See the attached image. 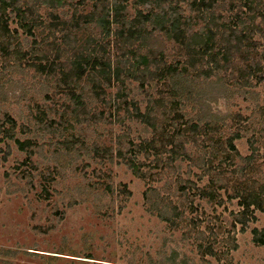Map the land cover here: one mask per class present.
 Here are the masks:
<instances>
[{"label": "rangeland", "instance_id": "374dc122", "mask_svg": "<svg viewBox=\"0 0 264 264\" xmlns=\"http://www.w3.org/2000/svg\"><path fill=\"white\" fill-rule=\"evenodd\" d=\"M123 1L131 19L137 17L136 9L149 10L138 0ZM111 3L63 0L57 8L42 4L38 14L43 23L35 30V40L15 18L9 22L18 30L23 50L33 56L15 60V55L0 51V264H264V208L250 205L244 230L237 221L245 202L254 198L249 192H261L264 206V72L251 69L264 61V15L258 14L250 24L255 31L249 35L252 39L244 40L243 48L248 43L251 48L246 55L235 53L225 63L218 46L212 50L218 65L205 54L199 55L196 69L191 66V76L201 75L206 83L220 78L216 85L224 87L223 92L201 89L211 110L231 116L226 125L215 123L223 138L219 153L212 157L205 134H192L190 121L200 122L202 115L186 100L181 119L185 127L178 124L181 129L176 131L184 147L172 155V144L169 152H163L166 145L153 148L155 133L127 111H132L133 101L145 111L149 94H161V84L156 83L164 81L152 76L140 87L136 78L126 79V98L122 92L117 95L118 83L95 71L99 64L85 69L81 63L78 70H85L78 81L66 87L63 83L76 78L74 58L96 42L99 47L104 43L105 49L99 48V61L110 58L124 69L134 62L127 50L140 42L129 43L116 33L104 38L95 22V12ZM180 6L186 15L192 13L188 2ZM216 10L232 22L251 14L244 0H220ZM260 10L264 14V0ZM53 14L67 23L54 28ZM150 47L164 51L166 64L187 56L182 44L157 30ZM42 48L58 65L53 74L37 71L33 63L47 62L41 51L36 52ZM138 53L151 54L146 46ZM73 92L83 93L82 103L72 100ZM38 110L46 115L42 121L37 120ZM6 112L16 119L15 137L31 140L22 148L4 134L1 122ZM169 122L167 129L173 132ZM156 131L159 134V128ZM234 134H240L234 141L239 153L250 160L222 151L228 148L226 138ZM140 144L141 152L133 151ZM131 157L142 176L127 163ZM187 179L191 192L195 184L214 185L216 202L196 197L197 211H191L181 188ZM151 186L179 207L173 221L149 209L144 193ZM237 189L248 196L233 197Z\"/></svg>", "mask_w": 264, "mask_h": 264}, {"label": "trees", "instance_id": "16d2710c", "mask_svg": "<svg viewBox=\"0 0 264 264\" xmlns=\"http://www.w3.org/2000/svg\"><path fill=\"white\" fill-rule=\"evenodd\" d=\"M138 1L144 4L149 10L140 11L136 9V18L131 19L129 17L128 5H126L123 0H112L111 5L102 4L99 13L95 12L96 14L94 17L96 24L102 27L104 38H109L110 35L116 33L120 37H125L126 41L129 43L132 41L140 42V45L136 49L132 47L127 50L129 55L134 59V62L129 65L127 69H124L118 62L112 61L110 58L105 61H99V57L101 56L98 50L103 49L105 51V49L103 48L104 43H101V47H99V43L96 42L87 52L83 54L80 53L74 58L73 65L75 67L72 68V72L73 75H76V78L71 80L70 78H65L66 80L64 79L63 83L65 87L66 85L70 86L71 83L78 81L77 78H80L84 74V70L87 69L88 66L99 64V68H96L97 70L95 71H98L106 81L110 83L115 81L118 83L120 89L117 95L122 92L127 98L128 87L126 86V79L134 77L139 80L140 87H144L146 79L155 76L159 82L164 81L163 83H156L157 85L161 84L157 89L162 90V93L159 95L149 94L150 102L145 111H142L141 107L135 101H133L132 104V111L127 108L129 114L131 113L136 119H140L148 130L152 129L155 133L153 140L150 141L152 144L156 143L153 148L158 146L164 147L166 145L163 152H169V144H172L173 147L170 151L172 155H176L180 151V147H184V144L178 140V137L182 135L178 134L176 131L181 129H177L178 124L181 126L185 125L184 120L181 119L185 115L183 112V103L188 100V105L191 104L193 108L196 106L201 113L200 115H202V117L199 118L200 122L190 121L192 134H205L204 136H207L210 141L209 145L213 148L212 157H215V155L219 153L218 147L223 142L222 133L219 135L217 134L218 130L215 123L221 120L222 124L226 125L231 116L220 115L211 110L209 102L201 93V89H209L210 91L218 89L223 92L224 87L216 85L219 83L220 78L206 83L200 79L201 75L191 76V66L196 69L197 62L201 59L199 55L205 54L210 55L212 61L218 65L217 57L214 56L215 53L212 51L218 46V51L221 53L225 63H229L235 53L246 55L249 51L248 49L251 48L250 43L247 44L248 46H246V48H243L245 47L243 46L244 40L252 39L250 38L251 33L255 31L250 27V24L255 21L258 14L261 13L260 15H264L260 10V3L262 0H244L245 6L250 9V20L241 15L233 22L229 17L216 15V8L220 0H176V4L170 0L169 2H167V0ZM138 1L136 0L137 3H139ZM181 1L188 2L189 8L193 14L190 13L186 15L184 13L185 10L180 6ZM62 3L63 0H0V51L8 56H10V54L15 55V60H23L25 58L26 60L31 59L33 52L30 53V50H23L18 37L19 32L17 29L13 30L10 28V20L15 18L17 23L23 28V32L34 38L36 35L35 30L43 23L40 21L41 18L38 14L39 6L46 4L50 7L57 8L62 5ZM244 13L247 15L246 12ZM12 15H14V17ZM53 15L56 18L54 28H57L59 24L64 25L67 23L59 15ZM234 17H236V15H234ZM200 23H203L200 28L194 30V26ZM156 30L163 32L167 39H172L176 43L182 44L187 55L186 58L182 61L178 60L175 63L166 64L164 60V51H159L156 47H150V40L153 37V32ZM9 39L10 42L6 46V42ZM68 42L71 43V40ZM71 45L73 46L74 43ZM142 46L148 47L152 56L149 53H138V50L141 49ZM31 50H33V48H31ZM38 51H41L42 57L45 56L47 62H33L36 70L46 74L55 73L58 67L55 60H50L48 52H45L43 48L36 52ZM254 53L257 55L256 50H254ZM262 53L264 55V51ZM260 61L251 65L253 71L264 72L261 68V65H264V61L262 60L263 64H261ZM81 63L85 68L83 71L78 70ZM123 64L125 63L123 62ZM162 65H164V67ZM66 73L67 72H60V75ZM262 77L264 76H260V78ZM152 86H154L153 83ZM72 87H76V84ZM95 93L97 95L99 94V92ZM72 95V100L79 104L82 103V92H73ZM43 115L46 117L44 112L42 113L38 110L36 114L37 120L42 121L44 119ZM3 117L1 126L4 127V134L7 137L14 139L21 148L26 143L31 142L29 139L21 141L19 138L15 137L14 129L17 126V122L9 112L4 113ZM167 120L170 121L169 125L173 126V132L167 129ZM186 125H189L188 121ZM158 128L159 134L156 131ZM183 130H186V128H183ZM239 137L240 134L227 137L225 141L228 143V148H223L222 151L226 153L228 157L240 156L244 161H248L251 157L242 156L234 143L235 139ZM164 139L166 142H163ZM130 146H132V144ZM142 148L143 144H140L139 148H137L138 151H133L140 153ZM144 149H146L145 146ZM1 151H3V148L0 147V152ZM7 155L8 154H6V157ZM127 163L136 175H143L139 163L135 161L134 158H128ZM185 182L187 183L182 184L181 188L183 190L184 199L191 206V211H197L198 206H194L196 197L206 199L208 202H216L217 189H215L214 185L206 184L203 187H199L195 184L194 187H196V190L195 192H191L193 187L189 184L191 180L187 179ZM260 193L261 192H249L250 196L253 195V200L246 201V209L237 214V221L243 225V230L245 229L244 225L247 223V216H245V214L250 209V205L254 204L258 208H264L263 202L259 200L260 195H262ZM144 195L145 202L149 209L157 211L162 219L173 221L176 218L179 207L174 202L169 201L166 196L162 197L158 188L151 186L145 191ZM234 195L233 197L248 196L245 195V192H240L239 189H237ZM211 254H213V252H211Z\"/></svg>", "mask_w": 264, "mask_h": 264}]
</instances>
